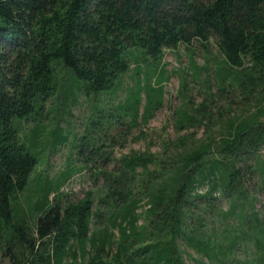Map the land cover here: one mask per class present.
I'll use <instances>...</instances> for the list:
<instances>
[{
	"label": "trees",
	"instance_id": "16d2710c",
	"mask_svg": "<svg viewBox=\"0 0 264 264\" xmlns=\"http://www.w3.org/2000/svg\"><path fill=\"white\" fill-rule=\"evenodd\" d=\"M211 42L246 89L260 87L262 100L264 0H0V257L11 264H187L192 249L208 264H225L250 241L258 256L251 261L264 264L255 198L264 195V121L231 124L215 145L219 158L210 156L214 142L192 147L186 138L159 155L117 158L121 139L101 134L124 127L127 135L146 123L163 94L150 80L166 50ZM131 71L136 79L126 87ZM120 90L126 95L116 105L102 103L100 96L112 103ZM79 95L96 105L90 127L100 131L81 139L79 172L102 185L96 196L62 203L60 189L75 169L34 183L33 150L41 119L56 110L47 104L61 96L70 115ZM29 120L36 125L27 144L22 122ZM62 131H52L53 147L65 143ZM31 184L40 199L29 215L20 197ZM220 199L227 208L216 228L207 217Z\"/></svg>",
	"mask_w": 264,
	"mask_h": 264
},
{
	"label": "rangeland",
	"instance_id": "374dc122",
	"mask_svg": "<svg viewBox=\"0 0 264 264\" xmlns=\"http://www.w3.org/2000/svg\"><path fill=\"white\" fill-rule=\"evenodd\" d=\"M143 71H146L144 67ZM162 72H164L163 75ZM237 73L239 74L237 69L230 68L212 42L208 44L207 49L199 43H194L189 49L179 46L176 50H166L160 66L150 80L151 86L155 90L161 87L163 94L159 103L150 111L146 123L140 121L141 123L129 130L127 135L122 133L124 127L110 130L104 127L101 134L121 139L113 149L117 158L132 152H149L159 155L163 151V145L175 142L179 138L189 140L192 147L214 142L210 156L219 158L220 154L216 146L220 140L227 138L231 124L264 121V98L260 100V87L254 85L252 89H246L245 85L241 84L243 82L237 79ZM145 75L146 73L143 72L141 77L143 84ZM160 78L163 79V83H160ZM135 79L136 75L131 71L124 80V86L134 84ZM125 95L126 93L120 90L112 103L105 95L100 96V99L103 104L113 106L124 99ZM92 105L94 110L96 108L94 102L87 101L85 97L79 95L77 104L71 107L69 115L63 105V97L57 96L55 100L47 104V107H55V113L47 114L39 123L44 130L37 148L35 147L36 150H33V154L37 157L38 169L32 182L35 183V178L39 176H45L54 182L60 174L75 169L76 174L60 189L62 203H75L82 200L87 192H92L96 196L101 191L102 180L94 183L87 171L79 172L82 164L77 160L78 148L83 143L81 139L89 134L95 137L100 132L95 126L90 127L94 114ZM201 106L202 111H198ZM144 109L145 106L142 104L141 114L144 113ZM35 125L36 122L31 120L22 122V138L27 144ZM55 128L62 129V133L67 135L66 144L53 147L55 133L52 131ZM247 187L254 191L251 185L247 184ZM255 194L257 209L261 219L264 220V195ZM56 197V193L50 196L52 200ZM20 198L23 208L32 215L29 211L40 199L35 184H31ZM215 205L216 211L212 213L214 215L208 216L207 219L209 225L216 220L215 226L220 228L216 215L219 210L226 209L227 204L220 199L215 202ZM232 222L233 219L229 218L224 225ZM245 246V249L241 247L237 250L236 255L231 256L225 264H254L251 260L258 256L254 253L253 243L249 241ZM186 252L184 257L187 264H208L206 259H202V256L192 249ZM0 264L11 263L7 258L0 257Z\"/></svg>",
	"mask_w": 264,
	"mask_h": 264
}]
</instances>
